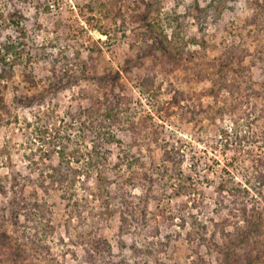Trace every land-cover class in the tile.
I'll use <instances>...</instances> for the list:
<instances>
[{"label":"rangeland","instance_id":"obj_1","mask_svg":"<svg viewBox=\"0 0 264 264\" xmlns=\"http://www.w3.org/2000/svg\"><path fill=\"white\" fill-rule=\"evenodd\" d=\"M211 1L0 0V264L4 250L26 264H264V233L252 228L254 211L264 228V25L248 36L264 8L229 0L218 31L196 10ZM157 36L185 52L179 68L164 71L160 51H141L146 39L158 48ZM245 40L252 69L220 67ZM114 106L117 123L105 122ZM131 123L147 126L149 139L134 140ZM105 134L115 139L98 149L107 160L91 167ZM161 146L183 156L163 179ZM59 156L80 173L55 192ZM97 177L110 181L108 210L90 194ZM24 198L45 207L27 231L17 215ZM36 233L47 235L42 251ZM238 255L244 261L230 260Z\"/></svg>","mask_w":264,"mask_h":264},{"label":"trees","instance_id":"obj_2","mask_svg":"<svg viewBox=\"0 0 264 264\" xmlns=\"http://www.w3.org/2000/svg\"><path fill=\"white\" fill-rule=\"evenodd\" d=\"M256 5L263 9L264 5H261L260 2L258 0H256ZM196 10L199 12V16H201L203 19L205 20H211V23L215 26V28L218 31H224L226 29V23L223 22V17L226 11H230L232 9H230V5H229V0H212L210 2V4L206 7V8H200L199 6L196 7ZM263 11V10H262ZM262 11H256L255 14L253 15V17L250 19V25L255 26L254 30H250V32L248 33V36L252 37L253 35H256V32H258V29L261 28L262 25H264V20L262 19ZM180 18H184V17H180ZM256 31V32H254ZM155 39L158 41L159 47L156 48L155 46H151L148 44V39H146V41L144 42V45L141 47V51L144 53L146 52H152L155 53L156 51H160L162 53V55L164 57H166L168 59V63H166L167 65L165 66H161L163 67V70L165 71L168 69H171L173 67H175V69L179 68L184 62V51H178V52H174L172 51V49L169 48V42L166 38H162V36H157L155 37ZM248 40V39H247ZM245 40L244 45L245 46H237V48H231V49H227L224 53L222 58H218L217 62L219 64L220 67H224V69H230V67H234L235 65H238V67L241 69V71H239L238 73L240 74V72L244 71H249L252 69V66L245 65V61H246V57L247 55H249L250 53V47L251 45L248 44V41ZM203 45V48H206L208 46V44L206 43H202L201 46ZM249 45V46H247ZM5 50V49H4ZM2 51L0 50V53ZM239 52H243V55L240 56ZM10 51L5 50V53L3 54L2 59H6V55H9ZM256 58L258 60V63H260V61L262 60L260 57L256 56ZM262 66V65H261ZM234 69V68H233ZM262 70L264 72V66L262 67ZM152 72L149 73L148 78L146 80L147 85L146 86H152L153 82H154V78L156 76V72H158V69H153L151 70ZM214 80V78H213ZM264 80V77H263ZM215 83L219 84L217 81H215ZM228 87V84H226ZM258 98L262 100V98H264V89H262L261 92H258L257 94ZM189 97V96H188ZM217 98V97H216ZM97 99V98H96ZM96 99L91 100L90 105H89V109L91 110V113L96 110L95 108H97L96 112L101 114V110H102V104L100 101H95ZM100 99V98H98ZM185 99V93L180 92L178 94V96L176 97L177 102L184 100ZM219 100V99H218ZM259 104H253L252 105V109L258 107ZM0 109H1V103H0ZM100 110V111H99ZM105 113V122L111 121L113 124L114 122L117 123V119H116V115H118L119 111L118 108L116 109V106L114 107H110V108H106ZM118 110L116 113L115 111ZM187 112H189L190 114H194V115H200V113L198 111H195L194 109H186ZM202 110H200V112L202 113ZM186 112V111H185ZM116 113V114H114ZM3 113L0 112V125L3 122ZM115 120H114V118ZM138 126L135 123H131V125L129 126L130 131L136 135V137L134 138V140L137 141V137H141V139L143 140H148L149 139V135L150 132L148 131V127L147 126H141L142 129L137 130ZM115 141V139L113 138H108L107 134L103 135L102 140L100 142H95V153H96V157L93 158L90 161V166L91 167H97L99 166L100 163H103V161H106L105 158L106 157H100L99 155V147L101 145V142L105 145V144H112ZM165 146H161V148L164 150V152H162V156L160 158V163L158 164L159 167H157V171L159 172V174L161 175L162 179L165 178L166 174H172L175 172V168L173 167L174 165H180L182 163V155L180 152H175L173 149H166L164 148ZM63 156V155H62ZM60 157V156H59ZM60 161L58 164V167L53 168V172L54 174H52L51 176H49V178L52 180L51 183V188H53V190L55 192L60 191L59 188H56V185L58 186H62L66 183L71 182H76L77 176L79 175V171L73 170L70 165L69 162H65L62 160L64 159L60 157ZM102 161V162H101ZM104 171L107 170L105 167L103 168ZM100 171V170H99ZM161 171V172H160ZM259 181L261 182V185L264 186V175L260 174V178ZM108 182L109 179L106 177L101 178V177H97V186L94 190H92V193H90L93 197V200L95 202L100 203V205H102L103 207L110 209L109 207V203H110V198H111V193L108 189ZM43 188L45 190H49L50 188H47L46 186H43ZM181 188V187H179ZM182 189V188H181ZM62 190V188H61ZM8 190L5 188V186L1 183L0 181V194L1 195H8ZM23 203L20 205V209L17 211V215L22 216L24 219L22 221V227H24L25 231H27V227L31 224V223H35L40 217L43 216L44 214V208L41 207L40 205L36 204V205H32L26 198L23 199ZM76 213L77 215H79L80 217L84 216V208H80L77 207L76 208ZM254 214H256L254 217H256L257 222L255 221L252 225V228L254 229L255 233L258 236H261L264 233V228L263 223L261 221L260 215L258 214L259 212H253ZM245 219L247 220L248 217L247 215L245 216ZM126 220H123L122 224L123 226H121V232H122V237H130L131 232H129L128 229V222ZM33 238V236H32ZM47 235L45 233L42 234H35L34 235V245H35V249H37L38 251H42V249L44 248V246L47 243ZM124 241V240H123ZM107 243V242H106ZM108 247L109 244H106ZM34 249V246H33ZM3 256L5 258V260H7L8 264H26L25 260H26V256L19 253V252H10V250H4L3 252ZM231 256L230 260L231 261H240L244 259H241V256L238 255V257H234Z\"/></svg>","mask_w":264,"mask_h":264}]
</instances>
